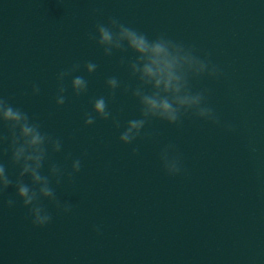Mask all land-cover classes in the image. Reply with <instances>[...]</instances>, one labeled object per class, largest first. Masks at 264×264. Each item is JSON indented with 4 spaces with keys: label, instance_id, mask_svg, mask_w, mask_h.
Masks as SVG:
<instances>
[{
    "label": "water",
    "instance_id": "95a60500",
    "mask_svg": "<svg viewBox=\"0 0 264 264\" xmlns=\"http://www.w3.org/2000/svg\"><path fill=\"white\" fill-rule=\"evenodd\" d=\"M110 16L208 53L223 74L192 79L191 87L208 89V103L234 130L192 116L179 125L151 120L123 144L119 131L139 117V104L119 89L110 100L104 82H137L121 53L105 57L100 48V95L121 123L117 130L100 119L102 264H264V4L100 0V23ZM169 142L182 156L176 176L159 159Z\"/></svg>",
    "mask_w": 264,
    "mask_h": 264
},
{
    "label": "clouds",
    "instance_id": "9594fccd",
    "mask_svg": "<svg viewBox=\"0 0 264 264\" xmlns=\"http://www.w3.org/2000/svg\"><path fill=\"white\" fill-rule=\"evenodd\" d=\"M260 3L264 4V0H260ZM89 38L103 50L105 57H112L115 52L121 53L119 63L126 65L130 77L137 83L135 86L124 84L114 75L107 77L104 83L109 90L110 100L115 97L118 89L135 98L139 104V117L127 120L120 130L119 114H114L105 96L100 95L91 100L92 111L85 114V126H92L97 117L104 121L110 120L120 130L119 141L125 145L137 141L151 120L179 125L182 117L192 116L228 131L234 130L230 122L221 121L217 111L208 103V89L193 90L191 87L192 79L207 77L215 80L223 74L222 69L209 59L208 53L201 55L194 45L173 40L163 33L149 38L116 16L108 17L106 23H97L95 32ZM129 51L134 54L133 57H127ZM84 69L91 75L96 72L97 64L87 61ZM79 70L80 65L74 63L57 73V106L65 104L64 81L69 76L71 90L76 96L87 93L88 80L82 75H73ZM39 93V86L33 84L32 94ZM0 125L8 130L7 137L0 135V144L7 141L10 160L19 169L13 182L4 163L0 162V194L14 185L16 195L27 209L31 223L41 228L52 221V213L43 201L51 202L56 210L64 214L71 213V203L58 198L56 186L65 180L73 181L74 175L81 170V159L74 158L70 152L64 153L65 161L70 160V169L52 160L51 154L64 151L62 139L43 130L34 117H30L23 108L9 103L4 96H0ZM137 151L133 147V154ZM252 151H255L254 147ZM159 159L163 170L170 176L179 175L184 170L182 156L173 142L160 149ZM26 177L30 182L25 181ZM5 203L10 208L15 205L12 199ZM94 230L99 233L100 227L94 226Z\"/></svg>",
    "mask_w": 264,
    "mask_h": 264
}]
</instances>
